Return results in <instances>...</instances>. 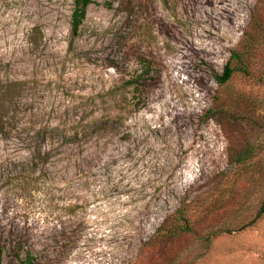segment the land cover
I'll return each mask as SVG.
<instances>
[{"label": "rangeland", "instance_id": "obj_1", "mask_svg": "<svg viewBox=\"0 0 264 264\" xmlns=\"http://www.w3.org/2000/svg\"><path fill=\"white\" fill-rule=\"evenodd\" d=\"M73 9L0 0L1 264H264V0Z\"/></svg>", "mask_w": 264, "mask_h": 264}, {"label": "trees", "instance_id": "obj_2", "mask_svg": "<svg viewBox=\"0 0 264 264\" xmlns=\"http://www.w3.org/2000/svg\"><path fill=\"white\" fill-rule=\"evenodd\" d=\"M73 1V12L71 15V28L74 36L79 34L80 27L86 19L87 10L94 0H72ZM233 62L236 64L233 65ZM247 70L245 65L239 59V56L235 53L232 54L231 61L226 65L224 72L221 75L215 76L217 83L220 86L228 84L231 79L237 73H245ZM242 158V159H241ZM243 155H238V161L241 163L243 161ZM35 261L33 255L30 252H26V259L24 264H33ZM1 264V262H0Z\"/></svg>", "mask_w": 264, "mask_h": 264}]
</instances>
